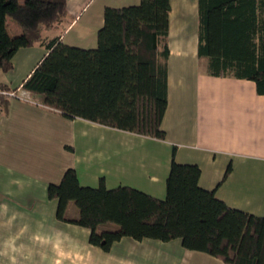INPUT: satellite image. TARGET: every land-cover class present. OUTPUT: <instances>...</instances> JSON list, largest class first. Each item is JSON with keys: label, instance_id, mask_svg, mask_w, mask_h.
Returning <instances> with one entry per match:
<instances>
[{"label": "crops", "instance_id": "0c3cea01", "mask_svg": "<svg viewBox=\"0 0 264 264\" xmlns=\"http://www.w3.org/2000/svg\"><path fill=\"white\" fill-rule=\"evenodd\" d=\"M139 2L68 0L64 20L43 29V37L94 48L105 8ZM170 3L164 139L67 117L28 91L9 96L0 111V264H227L185 248L180 239L123 237L108 251L91 244L90 229L59 220L58 202L47 194L49 183L60 182L69 167L82 185L104 179L108 188L130 185L164 198L172 159L197 163L202 187L215 189L231 207L264 216V94L251 79L208 74L209 59L198 50L199 0ZM47 53L42 42L20 48L14 67L0 73V85L21 87ZM89 126L125 135L100 137L89 152L76 155L77 133L86 145ZM229 164L232 171L220 183ZM77 216L72 209L69 217Z\"/></svg>", "mask_w": 264, "mask_h": 264}, {"label": "trees", "instance_id": "16d2710c", "mask_svg": "<svg viewBox=\"0 0 264 264\" xmlns=\"http://www.w3.org/2000/svg\"><path fill=\"white\" fill-rule=\"evenodd\" d=\"M67 2L0 0V69L10 71L20 48L42 42L48 53L20 88L67 117L164 139L170 0L107 6L94 48L44 39L43 29L66 17ZM199 16L198 50L209 59L208 74L251 79L264 94V0H199ZM8 17L22 32L10 33ZM9 89L0 85V111L10 98L1 91ZM231 171L229 164L220 183ZM201 172L199 164L173 158L166 196L159 198L130 185L108 188L104 179L82 185L69 167L47 194L58 202L59 220L89 228V242L106 251L123 237L180 239L185 248L227 264H264V216L229 206L215 189L200 185ZM71 202L77 217L67 214Z\"/></svg>", "mask_w": 264, "mask_h": 264}, {"label": "rangeland", "instance_id": "374dc122", "mask_svg": "<svg viewBox=\"0 0 264 264\" xmlns=\"http://www.w3.org/2000/svg\"><path fill=\"white\" fill-rule=\"evenodd\" d=\"M8 19L9 20H8L7 25H8V29L12 35H16V34H19L20 32H22V28L20 27V25L16 21H14L11 17H8ZM0 73H4L3 70L0 69ZM92 125H94V124H92ZM89 127H91L90 129L92 130V132L88 131V133L86 134V138H87V141H86L87 144L86 145L83 143L82 134L79 135V133H77L78 137H77V142H76V148H77L76 155H78L79 153H83L86 150H87V152H89L88 148H90V149L93 148V146H95L94 142H96L97 139L100 137H109V135H115L114 133H118L116 135H119V136L125 135V134H122L119 132H112L111 130H108L106 128H102L100 126H89ZM109 133H113V134H109ZM126 135H128V134H126ZM90 140H91L92 146H90V143H89ZM142 148H143V146L140 145L138 149L136 147V150H138V152H141ZM72 153H74V152H72ZM94 184H96L94 186H99V183H94ZM108 186H110V185H108ZM72 209H77L76 205L73 202L70 203V206L67 210L68 216L72 213Z\"/></svg>", "mask_w": 264, "mask_h": 264}, {"label": "built area", "instance_id": "2783aa9c", "mask_svg": "<svg viewBox=\"0 0 264 264\" xmlns=\"http://www.w3.org/2000/svg\"><path fill=\"white\" fill-rule=\"evenodd\" d=\"M20 88V87H19ZM19 88L16 90H5V91H1L4 94H7L8 96L11 97H16V96H25L27 91L22 89L21 91H19Z\"/></svg>", "mask_w": 264, "mask_h": 264}]
</instances>
